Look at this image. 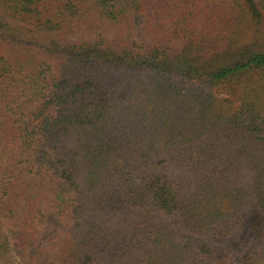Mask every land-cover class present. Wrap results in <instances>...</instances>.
I'll use <instances>...</instances> for the list:
<instances>
[{
	"label": "trees",
	"instance_id": "obj_1",
	"mask_svg": "<svg viewBox=\"0 0 264 264\" xmlns=\"http://www.w3.org/2000/svg\"><path fill=\"white\" fill-rule=\"evenodd\" d=\"M0 264H264V0H0Z\"/></svg>",
	"mask_w": 264,
	"mask_h": 264
},
{
	"label": "rangeland",
	"instance_id": "obj_2",
	"mask_svg": "<svg viewBox=\"0 0 264 264\" xmlns=\"http://www.w3.org/2000/svg\"><path fill=\"white\" fill-rule=\"evenodd\" d=\"M138 22H140V19H138Z\"/></svg>",
	"mask_w": 264,
	"mask_h": 264
}]
</instances>
